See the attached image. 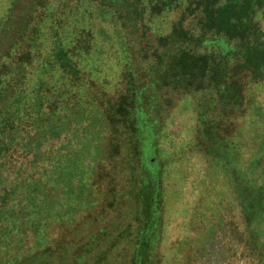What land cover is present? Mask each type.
I'll return each mask as SVG.
<instances>
[{"label": "rangeland", "instance_id": "rangeland-1", "mask_svg": "<svg viewBox=\"0 0 264 264\" xmlns=\"http://www.w3.org/2000/svg\"><path fill=\"white\" fill-rule=\"evenodd\" d=\"M133 1L151 37L191 18L184 11L191 0ZM13 2L0 0V26ZM252 16L264 38V3ZM125 32L110 8L83 0H51L23 28L0 86V264H19L56 246L103 203L110 129L92 90L122 93ZM56 44L78 74L51 62ZM257 75L246 84L253 110L229 146L208 150L198 143L189 94L175 101L158 128L162 264H264L256 239L248 236L264 226L248 223L233 188L244 171L245 179H255L264 169L253 161L264 141V69ZM150 181L145 191L152 211L158 177Z\"/></svg>", "mask_w": 264, "mask_h": 264}, {"label": "trees", "instance_id": "trees-1", "mask_svg": "<svg viewBox=\"0 0 264 264\" xmlns=\"http://www.w3.org/2000/svg\"><path fill=\"white\" fill-rule=\"evenodd\" d=\"M50 1L14 0L11 5L0 26V86L23 28L37 8ZM83 1L110 8L126 27L128 56L122 93L116 97L99 87L92 90L109 122L107 189L100 208L81 220L69 238L36 251L19 264H162L163 189L157 130L175 101L189 94L195 100L198 143L208 150L233 143L234 135L245 127L246 113L253 110L246 84L258 81L257 74L264 69V38L252 16L264 0H191L184 10L191 18L155 37L148 35L133 0ZM51 56L59 70L79 73L61 44H56ZM261 146L254 166L264 163V141ZM124 158L126 177L131 180L127 193L119 188ZM246 173L233 188L244 218L262 227L264 169L255 179H245ZM154 176L159 183L149 211L145 190ZM252 231L248 236L256 239L263 255L264 228Z\"/></svg>", "mask_w": 264, "mask_h": 264}, {"label": "flooded vegetation", "instance_id": "flooded-vegetation-1", "mask_svg": "<svg viewBox=\"0 0 264 264\" xmlns=\"http://www.w3.org/2000/svg\"><path fill=\"white\" fill-rule=\"evenodd\" d=\"M123 176H122V180L119 182V188L123 187V193H127V191H129L130 189V184H131V180L130 177H126V158L123 159ZM128 185V187H127Z\"/></svg>", "mask_w": 264, "mask_h": 264}]
</instances>
